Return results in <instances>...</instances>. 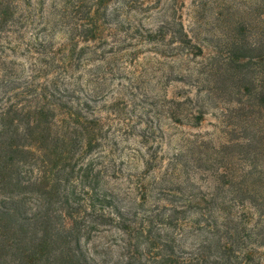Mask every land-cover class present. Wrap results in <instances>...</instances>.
I'll use <instances>...</instances> for the list:
<instances>
[{"label": "trees", "instance_id": "obj_1", "mask_svg": "<svg viewBox=\"0 0 264 264\" xmlns=\"http://www.w3.org/2000/svg\"><path fill=\"white\" fill-rule=\"evenodd\" d=\"M31 1L0 0V69L6 77H0V264H101L89 256L84 242L109 228L117 229L115 245L121 247L115 264H264L250 262L252 252L240 251L243 240L264 247V199H254L255 189L244 183L253 175L250 165V169L236 171L229 162L224 168L228 195L218 207L208 203L207 212H200L190 225L175 214L200 203L183 199L171 206L173 214L164 213L158 208L159 197L152 198V185L143 179L144 171L128 174L132 185L122 189L102 186L105 178L118 174L112 141L104 130L111 124L102 121L96 113L99 108L90 104L103 94L91 89L80 95L86 83L66 71L76 62L83 65L91 60L83 52H95L96 42L105 39V21L99 19L106 14L109 0H82L89 2L85 21L58 44L55 31L64 25V16L44 17ZM135 4L134 0L119 1L113 10L115 19L122 9ZM161 14L155 28L119 19L110 34L116 38L123 30V39L134 44L153 42L164 48L176 44V53L181 48L186 54L203 52L200 39L185 29L175 5ZM80 42L85 44L78 47ZM253 45L264 49L263 42ZM22 46L31 59L36 54L42 66L55 71L34 69L25 74L22 62L5 61L6 50L15 54ZM242 46L232 41L228 60H250L251 56L238 54ZM56 68L61 69L55 73ZM257 96L264 98V91ZM231 131L226 132L225 147L234 142L229 139ZM92 151L96 152L90 155ZM232 158L242 161L239 155ZM153 160L151 156L145 162L151 165ZM246 202L257 210L250 226L235 211ZM184 226L209 233L186 255L176 250L175 233L169 230Z\"/></svg>", "mask_w": 264, "mask_h": 264}, {"label": "rangeland", "instance_id": "obj_2", "mask_svg": "<svg viewBox=\"0 0 264 264\" xmlns=\"http://www.w3.org/2000/svg\"><path fill=\"white\" fill-rule=\"evenodd\" d=\"M119 1L123 2L109 0L106 14L99 19L101 23L105 21V39L96 42L95 52H83H88L91 60L83 65L76 62L66 71L74 80L86 83V90L79 91L80 95H87L91 89L103 94L90 104L99 108L96 113L102 121L111 124L104 130L112 141L118 174L105 178L102 186L122 189L132 185L128 174L144 171L143 179L152 185V198L159 197L158 208L164 213L173 214L171 206L180 205L183 199L200 203L188 207L186 213L175 214L190 225L200 212H207L205 206L212 203L218 207L228 195L224 168L232 162L236 171L252 167L253 175L244 183L255 189L254 199H264V98L257 96L264 91V49L253 45L264 43V0H134L135 8L121 10L119 19L128 18L133 24L155 28L163 9L175 5L185 29H191L200 39L201 54H194L195 50L186 54L185 48L176 53V44L166 48L153 42L134 44L123 39V30L113 38L112 26L119 21L113 10ZM31 3L51 20L59 14L64 16V25L55 31V44L65 42L71 29L85 21L89 6L82 0ZM232 41L243 45L239 55L252 58H241L240 63L228 60ZM83 44L80 42L78 47ZM5 52V61L22 62L25 74L34 69L55 71L52 66H42L36 54L31 59L23 46L15 54ZM2 71L3 68L0 77ZM229 130V139L234 142L225 147ZM238 155L242 161L232 158ZM151 156L154 160L150 165L145 160ZM247 202L235 211L250 226L257 218V210ZM187 228L169 229L175 233L176 250L182 255L209 235L195 226L190 231ZM116 230L94 233L84 242V249L98 263L115 264L121 248L115 245ZM241 246V253L252 252L250 262L264 261L263 246H256L251 240H243Z\"/></svg>", "mask_w": 264, "mask_h": 264}]
</instances>
